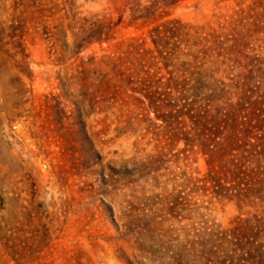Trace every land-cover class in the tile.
<instances>
[{"label":"rangeland","instance_id":"374dc122","mask_svg":"<svg viewBox=\"0 0 264 264\" xmlns=\"http://www.w3.org/2000/svg\"><path fill=\"white\" fill-rule=\"evenodd\" d=\"M151 3L0 0V264H167L146 214L175 243L263 213L216 196L187 139L208 94L264 100V0ZM171 20L164 58L152 31Z\"/></svg>","mask_w":264,"mask_h":264},{"label":"trees","instance_id":"16d2710c","mask_svg":"<svg viewBox=\"0 0 264 264\" xmlns=\"http://www.w3.org/2000/svg\"><path fill=\"white\" fill-rule=\"evenodd\" d=\"M181 1L152 0L145 7V16ZM176 22L167 21L152 31L153 40L164 58L170 52L164 55L165 49L159 44L167 47L170 39L179 33ZM99 32L101 39L104 30ZM207 49L203 51L206 53ZM148 51L153 52L151 49ZM218 92L220 94H208L205 106L191 109L195 110L191 114L195 137L187 139V143L200 145L203 153L209 156L211 168L206 179L212 182L216 196L236 199L240 203L252 202L262 207L263 213L238 216L234 225L229 227L207 221L200 226L192 223L191 228L183 226L185 239L180 240L178 234L175 243L163 239L165 236L173 237V229H163V220L158 221L156 216L146 214L145 217L149 218L146 224L148 234L155 236L158 232V236L162 235L159 243L162 246L167 244V252L160 257L164 258L165 254L173 251L167 264H264V100L252 99L254 91L250 89H243L236 101L222 99L227 90L219 89ZM173 197L169 200L173 204L167 209L178 217L189 207L183 205L180 194ZM186 255L190 258L184 259Z\"/></svg>","mask_w":264,"mask_h":264}]
</instances>
